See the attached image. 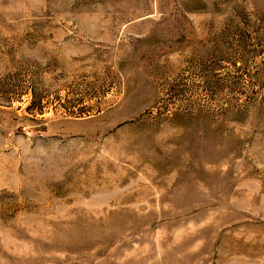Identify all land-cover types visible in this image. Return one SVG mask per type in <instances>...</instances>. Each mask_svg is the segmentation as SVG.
<instances>
[{
	"label": "rangeland",
	"instance_id": "1",
	"mask_svg": "<svg viewBox=\"0 0 264 264\" xmlns=\"http://www.w3.org/2000/svg\"><path fill=\"white\" fill-rule=\"evenodd\" d=\"M0 264H264V0H0Z\"/></svg>",
	"mask_w": 264,
	"mask_h": 264
}]
</instances>
